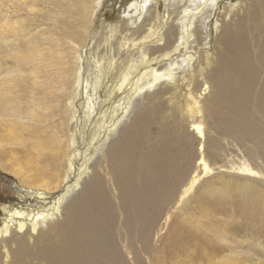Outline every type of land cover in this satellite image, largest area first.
I'll return each mask as SVG.
<instances>
[{
	"label": "bare ground",
	"instance_id": "1",
	"mask_svg": "<svg viewBox=\"0 0 264 264\" xmlns=\"http://www.w3.org/2000/svg\"><path fill=\"white\" fill-rule=\"evenodd\" d=\"M90 1H73L88 24L72 30L84 43L68 49H55L53 35L27 18L18 25L0 20V39L17 64L14 73L0 72V168L37 195L36 202L21 195L2 206L9 213L0 223V264H151L148 255L174 229L167 228L172 214L192 201L202 212L198 230L231 205L261 228L264 0H134L125 30L116 22L89 60L85 40L104 0ZM214 31L212 47H195ZM91 76L95 96L88 101ZM105 90L110 110L92 129L101 143L68 184L69 171L61 169L69 146L77 150L76 131L68 133L75 122L90 121ZM60 191L49 208H39ZM226 244L228 253L209 264H240Z\"/></svg>",
	"mask_w": 264,
	"mask_h": 264
},
{
	"label": "rangeland",
	"instance_id": "2",
	"mask_svg": "<svg viewBox=\"0 0 264 264\" xmlns=\"http://www.w3.org/2000/svg\"><path fill=\"white\" fill-rule=\"evenodd\" d=\"M73 1L75 0H20L22 9L19 10V0H0V20L1 22H5V19L9 18L11 24L18 25L19 19L27 18L25 20L31 25V27L35 28L38 26L46 28V31L53 35L55 40L53 46L55 49L59 43L68 49L73 42L79 44L82 40L84 43L82 38L75 39L74 36L71 35V32L72 30L75 31V27H77L78 23H81L82 26L88 24V21L80 18L81 3L74 6ZM84 1L85 4L91 3L90 0ZM133 1L134 0H104L103 6L100 10V17L95 19L92 25H90L91 31L85 40V44L91 47V54H87V59H93L94 49L99 46V43L104 42V37L108 36L111 27L116 22H118V30L125 28L123 20L132 15L129 11V6ZM161 1L162 0H159V2ZM27 3L29 4V7ZM69 13L72 15L71 18H69ZM120 27L123 28L120 29ZM123 31H119L117 36H122L121 33ZM4 33L3 28L0 26V36L2 37ZM215 34L216 33L214 31L209 37L207 45H199V47L195 45V47L202 48L203 46L210 45L212 47L214 45ZM69 37H73L74 41L68 39ZM65 39H68L67 43L64 42ZM8 40L9 42H12L14 41V38L10 36ZM16 41L19 42V39ZM4 42L5 41L0 39V72L9 69L11 73H14L17 68V64L15 63L16 57L6 54L5 47L3 46ZM203 43L204 41L202 44ZM87 45H84V47H88ZM84 47H81L82 49L80 50H87ZM94 79L95 78L91 76V80L88 82V84L92 85L90 86L88 92V101L91 100L90 97L95 96V93L92 92L93 83L95 81ZM111 81L112 80H110V82ZM76 88L77 87L73 89L75 94L71 91L72 88L69 90L71 97L68 99V102H71L75 96H77L78 88L77 90ZM107 90L99 92V94H97V99H94V113L90 121L88 123H84L83 120L75 122L76 124L74 123L71 126L70 133H68L72 134L76 131L75 134H77V150L73 148L75 145L69 146L70 150L68 151L65 161L66 167L63 165V168L61 169L62 172L69 171L70 182L68 184H72L76 180L81 165L88 157H93L94 153L96 154L95 151L101 143L96 140L94 141L92 137V129L94 125L98 126L101 123L99 120H101L104 110H110V108H108L110 103L106 102L110 96V94L108 95L110 90ZM109 102H111V97ZM96 123L99 124L97 125ZM50 133L51 132L45 133L43 136L46 138L47 142H50L52 139V136H49ZM69 137L70 136H68V138ZM56 142V140H53L49 146H53V144L56 145ZM231 146L233 147V150L239 147L236 144H232ZM20 151L22 150H19V152ZM74 153L76 156L72 159V166L70 169L69 158ZM22 155V153L16 155V157L18 156L20 158V162H24V160L26 161L25 157H21ZM31 156H33V154H31ZM10 158L12 157L10 156ZM221 163V160L218 159V162H216L215 165ZM27 189L28 187L23 185L16 176H13L11 173H8L0 168V223L5 221L7 214L9 213L6 211L5 213L3 212L4 210L2 209V206L5 203L11 201L13 203L18 202L17 199H21V195L24 196V202H36L37 195L29 194L31 193V190L26 191ZM62 191L66 190L62 188ZM60 194H62L61 191L54 194H47L46 197H48L41 205L42 208H39H49V206H51L58 197L63 195ZM173 210V203L166 206L164 217L171 214ZM174 214L175 212L172 214L169 226L167 227H174L171 232L172 234L169 233L170 235L168 234L163 238V240L161 239L162 244L150 252L148 256L151 258V264H209L208 260L218 259L222 255L228 253L229 247L226 243H230V246L236 250L235 254L238 256V259H240V264H264V225H262L261 228H258L257 224H255V218L252 217L251 214L246 215L244 211L241 212V210L234 205L228 206L227 209L225 206L219 209L217 217H213L212 221L206 222L204 226L200 228L201 230L196 229L197 222L195 223V221H198L202 217V212L199 205L197 208L194 206L193 201L188 202L187 205L183 206L178 215ZM166 218L167 217L163 219V222L166 221ZM223 224L226 225L225 227H227L228 232H230L233 236L235 235L234 237H237L238 241H235V239L230 236V233L228 235V241L222 237L224 229L222 226Z\"/></svg>",
	"mask_w": 264,
	"mask_h": 264
}]
</instances>
